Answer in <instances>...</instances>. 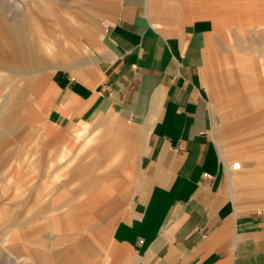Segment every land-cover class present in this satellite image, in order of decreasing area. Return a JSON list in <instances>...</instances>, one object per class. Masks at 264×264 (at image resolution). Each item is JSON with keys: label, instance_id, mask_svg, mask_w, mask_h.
I'll list each match as a JSON object with an SVG mask.
<instances>
[{"label": "rangeland", "instance_id": "1", "mask_svg": "<svg viewBox=\"0 0 264 264\" xmlns=\"http://www.w3.org/2000/svg\"><path fill=\"white\" fill-rule=\"evenodd\" d=\"M157 1L150 0L149 12L158 29L166 18L181 25L219 20L205 74L212 136L221 153L219 135L228 132L232 161L241 163L235 172L264 180V0H167L173 11L162 10L159 26L151 17ZM116 2L0 0V264L125 260L113 231L131 205L132 163L124 170L111 166L104 159L111 155L95 151L100 137L93 127L82 130L80 149L71 151L62 143L68 133L53 138L48 123L54 83L63 71L95 67L94 49ZM176 6L187 10L184 19ZM95 159L97 168L82 170ZM103 173L120 174L122 185L94 175ZM231 195L242 210L264 209V203L244 204L241 193ZM73 209L76 219L61 217Z\"/></svg>", "mask_w": 264, "mask_h": 264}, {"label": "crops", "instance_id": "2", "mask_svg": "<svg viewBox=\"0 0 264 264\" xmlns=\"http://www.w3.org/2000/svg\"><path fill=\"white\" fill-rule=\"evenodd\" d=\"M149 7L150 0H117L94 49L95 67L63 71L48 102L52 136L68 133L62 143L74 151L82 130L93 127L95 151L111 155L104 157L111 166L132 163L131 205L113 231L123 264H264V209L242 210L231 195L264 203V180L231 168L228 132L219 135L221 153L212 136L205 74L216 24L166 18L160 25L162 10L173 8L158 0L151 13L158 29ZM176 8L184 19L187 10ZM94 175L122 185L120 174ZM252 186L258 190L249 193Z\"/></svg>", "mask_w": 264, "mask_h": 264}, {"label": "bare ground", "instance_id": "3", "mask_svg": "<svg viewBox=\"0 0 264 264\" xmlns=\"http://www.w3.org/2000/svg\"><path fill=\"white\" fill-rule=\"evenodd\" d=\"M213 19V18H212ZM214 20V19H213ZM216 20V21H215ZM214 20V22H215V24H216V30L218 29V26H219V20L216 18ZM46 47V46H45ZM29 86V85H28ZM226 135H228V134H226ZM231 140V139H230ZM225 152H226V150H225ZM79 168H80V166H77L75 169H76V171H78L79 170ZM62 213V212H61ZM62 215V214H61ZM77 215H78V213L76 212V210H70V212H67V213H64V215H62L61 217L63 218V217H66V218H72V219H76L75 217H77Z\"/></svg>", "mask_w": 264, "mask_h": 264}, {"label": "built area", "instance_id": "4", "mask_svg": "<svg viewBox=\"0 0 264 264\" xmlns=\"http://www.w3.org/2000/svg\"><path fill=\"white\" fill-rule=\"evenodd\" d=\"M240 166H241V163L238 162V161L237 162H234L232 164V167H233L234 170H238L240 168Z\"/></svg>", "mask_w": 264, "mask_h": 264}]
</instances>
